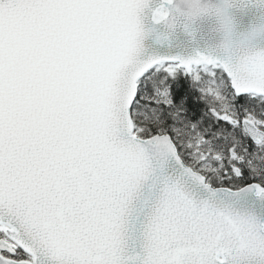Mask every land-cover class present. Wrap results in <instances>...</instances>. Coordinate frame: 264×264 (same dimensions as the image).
<instances>
[{
	"label": "snow or ice",
	"instance_id": "1",
	"mask_svg": "<svg viewBox=\"0 0 264 264\" xmlns=\"http://www.w3.org/2000/svg\"><path fill=\"white\" fill-rule=\"evenodd\" d=\"M148 0H0V264H264V53L138 59Z\"/></svg>",
	"mask_w": 264,
	"mask_h": 264
},
{
	"label": "clouds",
	"instance_id": "2",
	"mask_svg": "<svg viewBox=\"0 0 264 264\" xmlns=\"http://www.w3.org/2000/svg\"><path fill=\"white\" fill-rule=\"evenodd\" d=\"M250 5L260 11V17L247 31H237L232 10L243 12ZM143 13L139 16V45L149 36L167 40L179 29L192 41L202 36L203 48L196 47L187 56H196L210 66L241 65L256 53H264L254 44L264 39V0H161L150 26L144 23ZM205 21L211 22L207 28L203 27ZM157 26L166 31H159Z\"/></svg>",
	"mask_w": 264,
	"mask_h": 264
},
{
	"label": "water",
	"instance_id": "3",
	"mask_svg": "<svg viewBox=\"0 0 264 264\" xmlns=\"http://www.w3.org/2000/svg\"><path fill=\"white\" fill-rule=\"evenodd\" d=\"M161 0H148V7L144 10L142 19L148 26L152 23V15L156 8L160 6ZM233 14L237 22V31H247L252 23L257 22L260 17V11L254 7L249 6L245 11L241 12L233 9ZM210 21L203 22V27L207 28ZM159 31H166L163 26H157ZM255 47L264 49V39L254 42ZM204 40L202 36L198 35L196 41L190 40L181 30L177 29L169 39L161 41L155 36H149L141 41L138 48V59H147L153 56H174V55H191L196 47L203 48ZM247 207L252 211L257 218L264 222V202L259 201L254 196L247 198Z\"/></svg>",
	"mask_w": 264,
	"mask_h": 264
}]
</instances>
